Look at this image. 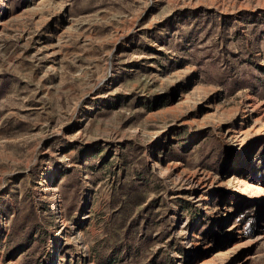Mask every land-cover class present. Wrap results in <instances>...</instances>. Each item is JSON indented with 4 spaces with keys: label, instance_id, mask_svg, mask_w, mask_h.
<instances>
[{
    "label": "rangeland",
    "instance_id": "1",
    "mask_svg": "<svg viewBox=\"0 0 264 264\" xmlns=\"http://www.w3.org/2000/svg\"><path fill=\"white\" fill-rule=\"evenodd\" d=\"M262 108L264 0H0V264H264Z\"/></svg>",
    "mask_w": 264,
    "mask_h": 264
},
{
    "label": "bare ground",
    "instance_id": "2",
    "mask_svg": "<svg viewBox=\"0 0 264 264\" xmlns=\"http://www.w3.org/2000/svg\"><path fill=\"white\" fill-rule=\"evenodd\" d=\"M262 113L264 114V108H262ZM262 114V115H263ZM246 133V132H245ZM195 182L196 183H198L197 185H198V187H200V188H202L203 186H204V184L201 182V180H200V178L199 179H195ZM246 187V185L244 184V188ZM257 190H258V194H261V193H264V185L263 186H261V187H258L257 188ZM257 193V192H256ZM260 225H264V217H263V219H262V223L260 224ZM232 227V226H231ZM234 233H233V229L231 228H228V230H227V235H226V244H228V243H232L234 240H235V237H234V235H233ZM234 243V242H233ZM237 264H241L240 262L239 263H237Z\"/></svg>",
    "mask_w": 264,
    "mask_h": 264
}]
</instances>
